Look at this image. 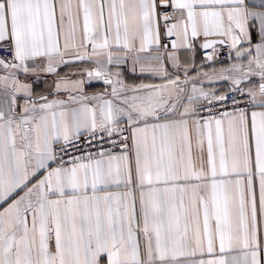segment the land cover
Segmentation results:
<instances>
[{"label": "snow or ice", "instance_id": "1", "mask_svg": "<svg viewBox=\"0 0 264 264\" xmlns=\"http://www.w3.org/2000/svg\"><path fill=\"white\" fill-rule=\"evenodd\" d=\"M0 264H264V0H0Z\"/></svg>", "mask_w": 264, "mask_h": 264}, {"label": "crops", "instance_id": "2", "mask_svg": "<svg viewBox=\"0 0 264 264\" xmlns=\"http://www.w3.org/2000/svg\"><path fill=\"white\" fill-rule=\"evenodd\" d=\"M202 59H203V56L200 53H197V61L196 62H197L198 65L200 64V62L202 61ZM64 71H70V69H64ZM127 75L130 76L131 74L129 73ZM45 87H47V85L41 83L40 86H39V88L37 90L39 91V90H41V89H43Z\"/></svg>", "mask_w": 264, "mask_h": 264}, {"label": "built area", "instance_id": "3", "mask_svg": "<svg viewBox=\"0 0 264 264\" xmlns=\"http://www.w3.org/2000/svg\"><path fill=\"white\" fill-rule=\"evenodd\" d=\"M223 58V57H222Z\"/></svg>", "mask_w": 264, "mask_h": 264}]
</instances>
